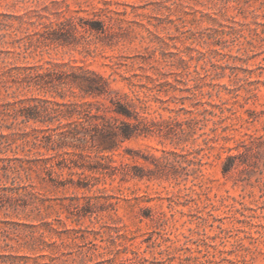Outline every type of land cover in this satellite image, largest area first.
<instances>
[{
    "label": "rangeland",
    "instance_id": "374dc122",
    "mask_svg": "<svg viewBox=\"0 0 264 264\" xmlns=\"http://www.w3.org/2000/svg\"><path fill=\"white\" fill-rule=\"evenodd\" d=\"M13 67L52 83L26 105L68 113L22 123L0 88V264H264V0H0Z\"/></svg>",
    "mask_w": 264,
    "mask_h": 264
},
{
    "label": "trees",
    "instance_id": "16d2710c",
    "mask_svg": "<svg viewBox=\"0 0 264 264\" xmlns=\"http://www.w3.org/2000/svg\"><path fill=\"white\" fill-rule=\"evenodd\" d=\"M80 72H72L69 75L70 82L72 84L77 85L81 91L84 92L85 95L88 96H103L106 94V80L100 76L99 74L90 71L88 69H79ZM49 75L42 74L39 72H33L31 68H4V70L0 71V88L4 89L8 96L14 98L13 101H9L4 104V109L7 115H10L17 120L19 117H22V123H28L30 121L34 122H53L55 118L60 116H65L68 111H59L57 109L49 108V104L51 102L46 100H36L34 99V105L28 106L25 104V101L19 98V93L22 89H27L31 86H40L44 84H52L51 81H45L44 79L47 78ZM66 83V82H65ZM63 83V85L65 84ZM69 84V81L66 83ZM65 84V85H66ZM16 86V88H15ZM114 102V101H113ZM60 106V104H56ZM66 105V104H64ZM73 106V111L69 112V116L76 114L78 115L79 119L91 120V104H71ZM88 105V106H86ZM114 105L116 106L114 111L121 116L127 118H137V115L131 108L124 104L121 101H115ZM89 126L94 129H97L100 133V136L104 142H106V121L101 126L92 123L89 121ZM137 127L138 125L131 122L123 121V125L119 131L110 130L108 137H110L111 142L126 141L130 140L137 136ZM44 131V130H43ZM42 133H45L43 132ZM62 134H65L62 133ZM53 134H49L50 139L52 142L56 143L53 140ZM235 157L230 156L227 158V162L224 166V173H228L232 165L228 166V163H232Z\"/></svg>",
    "mask_w": 264,
    "mask_h": 264
}]
</instances>
